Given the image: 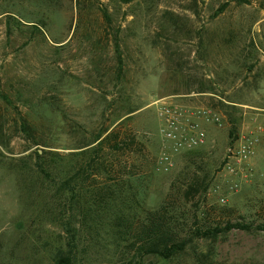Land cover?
Returning a JSON list of instances; mask_svg holds the SVG:
<instances>
[{
  "label": "rangeland",
  "instance_id": "obj_1",
  "mask_svg": "<svg viewBox=\"0 0 264 264\" xmlns=\"http://www.w3.org/2000/svg\"><path fill=\"white\" fill-rule=\"evenodd\" d=\"M163 97L224 119L201 122L206 143L174 155L168 169L153 103ZM257 124L264 125V0H0V264H54L69 242L73 264H133L109 227L81 222V202L57 190L101 131L117 136L103 141L104 167L93 164L90 183L108 180V163H128L137 198L154 209L193 181L172 203L183 250L147 254L141 264H264V230L189 232L219 212V220L263 221L264 139L237 189L221 169L231 138ZM127 137L134 142L114 151ZM211 207L224 209L202 218Z\"/></svg>",
  "mask_w": 264,
  "mask_h": 264
},
{
  "label": "trees",
  "instance_id": "obj_2",
  "mask_svg": "<svg viewBox=\"0 0 264 264\" xmlns=\"http://www.w3.org/2000/svg\"><path fill=\"white\" fill-rule=\"evenodd\" d=\"M116 43V42H115ZM118 47V44H115ZM130 110L129 112H132ZM231 128L229 136H232L236 126L235 119L230 118ZM105 132V131H104ZM114 133L103 134V131L98 132L90 143L93 149L92 153L88 154V158L82 164L78 165L77 170L69 179H64L58 186V192H70V198L81 202L80 216L81 222L89 221L94 223V226L109 229L113 232L114 239L121 240V246L124 248L123 253L129 254L132 252L133 264H141L140 260L144 255L155 254L163 258H169L175 253L183 250L186 238H176L182 228H180V216H177L174 209L175 203L173 199L178 198L179 192L186 195L193 188V181L189 183L185 190L179 189L176 193L170 192L154 209H146L143 206V201L137 198V194L132 182L139 178L133 177L136 173L131 170L130 164H120L117 168L115 163H108L105 167V175L108 180L102 185L95 184V181H88L89 178L96 174L93 172V164L96 168L98 164L104 167L102 161L97 159V155L102 149L103 141L110 140L116 137ZM130 136V135H127ZM134 142V138H122L121 141L115 140L111 147L114 151L121 152L125 145ZM83 146L82 148L86 147ZM190 151V150H189ZM188 151V152H189ZM84 149L80 150L83 153ZM39 155V154H38ZM40 171L45 172L42 166H39ZM80 178L82 181H76ZM87 180V181H85ZM85 183L88 186H85ZM223 207L205 208L200 212L202 218L215 214V211H221ZM208 210V211H207ZM261 215L264 216V204L260 206ZM221 213H218V219L215 223L209 225L193 226L190 228V235L200 238H209L217 236L220 233H225L232 228L249 230L256 228L264 230L263 221L253 225L245 221H229L228 219H220ZM195 220L198 215H194ZM104 225V226H103ZM72 228V227H70ZM74 228V227H73ZM70 246L61 251L54 260V264H73L74 249L71 243ZM127 256V255H126Z\"/></svg>",
  "mask_w": 264,
  "mask_h": 264
},
{
  "label": "built area",
  "instance_id": "obj_3",
  "mask_svg": "<svg viewBox=\"0 0 264 264\" xmlns=\"http://www.w3.org/2000/svg\"><path fill=\"white\" fill-rule=\"evenodd\" d=\"M223 100V99H222ZM156 114L161 121L160 136L162 146L159 160L165 169L173 165V156L202 146L207 141V133L201 122L209 121L223 125V116L215 109L205 106H188L173 102L167 97L158 98ZM246 107L247 105H242ZM264 139V125L257 124L254 129H246L232 137L226 147L222 171L231 177L230 189L239 187L241 180L250 174L247 170L249 160L255 156L257 146ZM264 166V148H263ZM219 201L226 202L220 195Z\"/></svg>",
  "mask_w": 264,
  "mask_h": 264
},
{
  "label": "crops",
  "instance_id": "obj_4",
  "mask_svg": "<svg viewBox=\"0 0 264 264\" xmlns=\"http://www.w3.org/2000/svg\"><path fill=\"white\" fill-rule=\"evenodd\" d=\"M205 91H200L199 90V94H203ZM202 99L204 100V101H208V99H206L205 97H202ZM229 102V101H228ZM202 124V126H203V128H204V123H201Z\"/></svg>",
  "mask_w": 264,
  "mask_h": 264
}]
</instances>
